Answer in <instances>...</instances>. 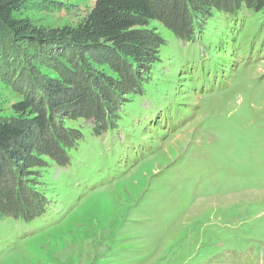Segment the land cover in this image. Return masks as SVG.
<instances>
[{
  "label": "rangeland",
  "instance_id": "obj_1",
  "mask_svg": "<svg viewBox=\"0 0 264 264\" xmlns=\"http://www.w3.org/2000/svg\"><path fill=\"white\" fill-rule=\"evenodd\" d=\"M149 2L138 63L0 32V120L29 124L46 81L68 94L0 177V264H264V0ZM93 6L13 17L75 26Z\"/></svg>",
  "mask_w": 264,
  "mask_h": 264
},
{
  "label": "trees",
  "instance_id": "obj_2",
  "mask_svg": "<svg viewBox=\"0 0 264 264\" xmlns=\"http://www.w3.org/2000/svg\"><path fill=\"white\" fill-rule=\"evenodd\" d=\"M22 1L0 0V32L10 42L18 44L26 40L32 47L81 52L95 51L108 44L113 54L135 63L141 62L150 49L147 37L135 29L136 18L153 17L149 0H94L91 11L77 25L50 29L36 27L27 19L14 18L13 12L20 8ZM44 90L49 101L44 106L51 109L60 108L61 99L68 95L65 89L49 81L45 82ZM31 104L26 100L19 101L13 108L17 113H25L33 106ZM44 106L40 105L38 114L31 112L34 115L27 125L0 120V177L8 168L18 171L25 164L32 151L30 139H38L48 122L43 114ZM23 208L22 214L29 217V205Z\"/></svg>",
  "mask_w": 264,
  "mask_h": 264
}]
</instances>
